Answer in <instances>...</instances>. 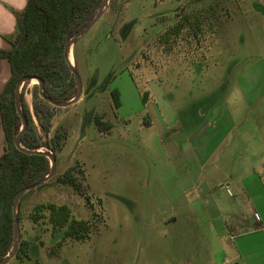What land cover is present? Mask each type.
<instances>
[{
	"label": "rangeland",
	"instance_id": "obj_1",
	"mask_svg": "<svg viewBox=\"0 0 264 264\" xmlns=\"http://www.w3.org/2000/svg\"><path fill=\"white\" fill-rule=\"evenodd\" d=\"M181 14L199 20L201 32L184 38V30L173 49L157 43ZM73 57L80 97L57 107L51 133L65 131V142L54 154L53 177L22 201L20 234L30 242L29 257L10 264L219 262L206 219L193 216L189 199L204 187L226 194L219 186L231 153L226 158L221 147L209 155L187 191L181 158L189 159L186 145L207 119L232 116L236 125L221 122L220 130L232 138L264 117V0H109L73 43ZM25 98L33 111L31 94ZM97 115L112 123L109 131L95 124ZM3 144L0 125V154ZM76 164L89 201L57 181ZM50 202L67 204L72 218L90 219L87 236L62 240L46 217L32 221L34 205Z\"/></svg>",
	"mask_w": 264,
	"mask_h": 264
},
{
	"label": "trees",
	"instance_id": "obj_2",
	"mask_svg": "<svg viewBox=\"0 0 264 264\" xmlns=\"http://www.w3.org/2000/svg\"><path fill=\"white\" fill-rule=\"evenodd\" d=\"M103 2L104 0H28L25 8L16 13L17 32L5 36L11 47L0 49V58L7 59L10 64L9 78L0 91V125L4 138L0 155V261L11 253L16 239L13 203L18 191L36 183L50 172V159L44 152L50 150L55 154L62 148L66 138L63 130L51 133L57 106L41 97L38 84L28 90V80L21 88V109L27 118L21 144L29 149L42 151L26 152L15 145V136L23 123L15 104L17 83L26 75L39 77L44 81V94L56 101L72 99L77 93L78 84L74 69L66 56V43L96 16ZM195 25L201 28L199 20L194 23L188 15H184L159 32L156 42L173 49L184 30V38L186 35L190 36L191 32L198 33ZM26 92L32 94L33 111L25 98ZM112 97L115 105L119 106L120 93L117 89L112 91ZM94 120L102 131H109L112 127L111 122L104 121L98 115ZM83 180L84 173L78 164L57 176L58 182L71 185L77 194L85 195L89 201ZM28 192L29 190L24 192L20 199L19 225L22 220V201ZM29 217L34 222L46 217L53 233L63 231L62 240L84 238L92 226L90 219L72 218L71 208L67 204L37 203ZM29 246L30 242L21 236L13 258H28Z\"/></svg>",
	"mask_w": 264,
	"mask_h": 264
},
{
	"label": "crops",
	"instance_id": "obj_3",
	"mask_svg": "<svg viewBox=\"0 0 264 264\" xmlns=\"http://www.w3.org/2000/svg\"><path fill=\"white\" fill-rule=\"evenodd\" d=\"M27 1L0 0V49L11 47L5 36L17 32L16 13L25 8ZM70 53L73 57V46L69 56ZM9 75V61L0 58V91ZM243 121L248 118L244 117ZM221 122L229 128L236 125L232 116L207 119L195 132L191 145H186L189 159L183 153L182 158L178 154L182 170L189 175L181 180L183 190L195 186L209 155L221 147L225 148L221 153L226 158V153H231L227 158L230 172L224 171L227 181L219 186L227 195L215 196L213 188L208 187L206 191L205 187L200 188L189 199L192 214L201 221L206 219L210 249L214 257L220 258L212 264H221V259L223 264H264V117H254L249 130L232 138L226 136L228 132L220 131Z\"/></svg>",
	"mask_w": 264,
	"mask_h": 264
},
{
	"label": "water",
	"instance_id": "obj_4",
	"mask_svg": "<svg viewBox=\"0 0 264 264\" xmlns=\"http://www.w3.org/2000/svg\"><path fill=\"white\" fill-rule=\"evenodd\" d=\"M108 1L109 0H104L102 6L100 7V9H99L98 13L96 14V16L88 24H86L84 28H82L79 31H77L74 34V36L72 38H70L68 40V42L66 43V56H67V59H68L70 65L74 69L76 81H77V84H78L77 93H76V95L72 99L67 100V101H56L52 97L47 96L46 94L43 93L44 81L42 79H40L39 77H35V76H31V75H26V76L22 77L18 81L17 86H16V90H15V104H16L17 110H18V112H19V114H20V116H21V118L23 120V123H22V127H21L20 132L15 136V145L18 148H20L21 150H24L26 152L42 151L41 149H29V148H26V147H24L21 144V135H22L23 131L25 130L26 126H27V118H26L24 112L21 109V88H22L24 82L25 81H28V80L36 79L38 81L39 91H40L41 97L44 98V99H46V100H48L54 106H57V107L67 106V105H70V104L74 103L75 101H77L78 98L80 97V93H81V84H80L79 76H78V74L76 72V69H75V65L69 59V50H70V47L73 46V43L75 42V40L85 30H87L91 25H93L100 18V16L103 14V12L105 11V9L107 8ZM44 153L50 159V163H51L50 172L44 178H42L41 180L37 181L36 183L31 184V185H28V186H25V187H23L22 189H20L18 191V193H17V195L15 197L14 203H13L14 229H15V237H16V239H15V242L13 244V249H12L11 253L8 254L5 258L2 259L0 261V264H8L11 261V259L15 256V253H16L17 248H18V244H19L20 239H21L18 213H19L20 199H21L22 195L27 190L33 189V188H35L37 186H40L45 181L51 179L53 177V175H54V172H55V155L50 150H48V151H46Z\"/></svg>",
	"mask_w": 264,
	"mask_h": 264
},
{
	"label": "flooded vegetation",
	"instance_id": "obj_5",
	"mask_svg": "<svg viewBox=\"0 0 264 264\" xmlns=\"http://www.w3.org/2000/svg\"><path fill=\"white\" fill-rule=\"evenodd\" d=\"M184 15H186V14H181V18H180V19H182ZM208 16H209V18H213L212 14H211V15L209 14ZM209 23H210V22H209ZM194 28H196V30H197L198 32H201V28H198L196 25L194 26ZM191 35H192V37H195L196 34H194L193 32H191ZM199 38H200V37L195 38V41H196V40H199Z\"/></svg>",
	"mask_w": 264,
	"mask_h": 264
},
{
	"label": "bare ground",
	"instance_id": "obj_6",
	"mask_svg": "<svg viewBox=\"0 0 264 264\" xmlns=\"http://www.w3.org/2000/svg\"><path fill=\"white\" fill-rule=\"evenodd\" d=\"M71 48H72V46L70 47V50H71ZM70 58V61L73 63L74 62V59H73V57H72V55H71V53H70V56H69Z\"/></svg>",
	"mask_w": 264,
	"mask_h": 264
}]
</instances>
